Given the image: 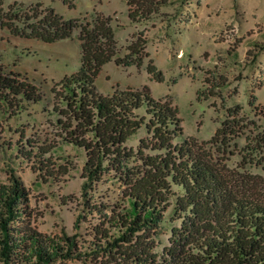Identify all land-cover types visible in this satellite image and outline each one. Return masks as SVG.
Returning <instances> with one entry per match:
<instances>
[{"label":"rangeland","instance_id":"1","mask_svg":"<svg viewBox=\"0 0 264 264\" xmlns=\"http://www.w3.org/2000/svg\"><path fill=\"white\" fill-rule=\"evenodd\" d=\"M36 3L64 18L93 11L112 16L121 57L140 33L145 46L138 55L129 54L141 65L106 62L95 79L98 92L148 88L154 98L176 107L184 136L198 143L211 140L225 121V133L205 144L213 161L227 172L264 178V0H165L136 21L128 17L125 0H0V13H31ZM149 63L160 71L158 78L148 72ZM79 65L75 36L48 43L0 27V78L34 85L39 97L22 98L20 108L0 99V184L13 169L25 188L19 204L24 214L13 224L63 245L65 235L75 241V255L50 264H163L172 227L179 224L171 208L149 243L94 249L101 236L96 230L106 228L108 206L119 199L121 186L104 176L83 190L85 155L63 141L56 124L58 82ZM144 135L141 128L127 144L135 146ZM19 260L11 264H22Z\"/></svg>","mask_w":264,"mask_h":264},{"label":"trees","instance_id":"2","mask_svg":"<svg viewBox=\"0 0 264 264\" xmlns=\"http://www.w3.org/2000/svg\"><path fill=\"white\" fill-rule=\"evenodd\" d=\"M125 1L128 17L136 21V16L148 17L165 0ZM40 7L36 3L31 13H0V27L48 43L74 36L79 41L78 69L58 82L56 124L63 141L85 155L83 190L104 176L121 186L119 199L108 206L106 228L96 230L101 236L93 242L94 249L117 251L149 243L171 208L179 224L172 227L163 264H264V178L227 172L205 147L225 133L226 122L211 140L198 143L184 136L176 107L168 99L154 98L148 88L100 94L95 79L101 67L112 60L141 65L142 60L129 53L138 55L146 40L135 35L126 46L129 53L121 57L112 16L93 11L88 17L64 18L52 7ZM147 70L159 77L154 64L149 63ZM35 91L34 85L17 77L0 78V99L8 107H18L22 98L39 101ZM141 128L145 135L135 146L128 145ZM17 154L24 157L21 149ZM9 171L7 182L0 184V261L11 264L20 256L22 264H50L75 255V241L67 235L63 245L14 226L24 214L19 204L25 188L20 176Z\"/></svg>","mask_w":264,"mask_h":264}]
</instances>
